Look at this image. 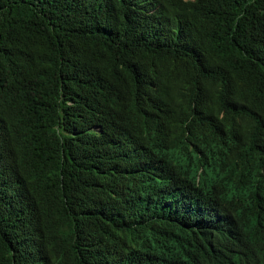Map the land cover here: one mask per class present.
I'll return each mask as SVG.
<instances>
[{
  "label": "trees",
  "instance_id": "obj_1",
  "mask_svg": "<svg viewBox=\"0 0 264 264\" xmlns=\"http://www.w3.org/2000/svg\"><path fill=\"white\" fill-rule=\"evenodd\" d=\"M198 180L264 211V0H0V264H209Z\"/></svg>",
  "mask_w": 264,
  "mask_h": 264
},
{
  "label": "clouds",
  "instance_id": "obj_2",
  "mask_svg": "<svg viewBox=\"0 0 264 264\" xmlns=\"http://www.w3.org/2000/svg\"><path fill=\"white\" fill-rule=\"evenodd\" d=\"M194 189L201 191L206 200L194 191L171 190L155 199L154 209L167 225L191 231L199 229L195 241L200 250L209 254L212 259L209 264L231 259L246 235L264 238V211L237 207L225 212L220 188L208 193L198 180Z\"/></svg>",
  "mask_w": 264,
  "mask_h": 264
}]
</instances>
